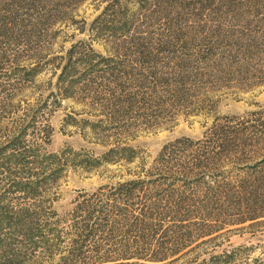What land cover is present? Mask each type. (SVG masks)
I'll use <instances>...</instances> for the list:
<instances>
[{"label":"trees","instance_id":"obj_1","mask_svg":"<svg viewBox=\"0 0 264 264\" xmlns=\"http://www.w3.org/2000/svg\"><path fill=\"white\" fill-rule=\"evenodd\" d=\"M60 1L0 0V71L9 61L8 48L39 47L50 19L62 9ZM162 1L176 5L181 0ZM170 38H161L162 49L157 51L144 37L133 36L131 48L121 52L124 40L107 57L80 44L67 51L58 79L62 96L87 94L91 105L108 111V116L97 122L82 118L81 125L94 135L118 139L102 141L113 146L84 163L79 160L80 165L95 169L102 162L137 163L128 178L92 191L79 189L63 217L51 202L70 160L63 151L45 148L52 134L45 99L28 103L12 118V126L0 135V264H264V255H250V247L201 258L199 243L185 250L193 241L208 237L202 242L210 243L218 237L213 233L234 229L228 226L264 217V158L251 163L243 158L248 146L264 139L263 122L250 129L235 116L214 118L201 138L177 137L149 163L139 149L119 142L133 138L139 122L156 125L169 110L191 104L196 80L191 65L159 63V51L171 47L178 34ZM10 61L13 66L0 75L17 74L27 81L39 72L40 67L22 66L18 52ZM13 99L7 94L0 104V120L16 107ZM143 110L144 116L134 115ZM32 137L40 143H32ZM227 165L242 174L218 180L216 171Z\"/></svg>","mask_w":264,"mask_h":264},{"label":"rangeland","instance_id":"obj_2","mask_svg":"<svg viewBox=\"0 0 264 264\" xmlns=\"http://www.w3.org/2000/svg\"><path fill=\"white\" fill-rule=\"evenodd\" d=\"M162 2L61 0L62 9L50 19L38 48L34 45L28 50L30 47L21 44L12 50L7 49L9 61L0 72H8L13 66L10 59L14 52L23 56L22 66L40 68L33 80H21L17 74H10V77L0 75V104L7 100V94H12V103L17 107L1 118L0 135L12 126V118L27 109L28 103L45 99V116L52 127L51 141L45 148L55 153L63 151L70 160L55 186L51 202L59 217L71 209L79 189L92 191L99 185L128 178L129 170L135 169L137 163L102 162L95 169L80 165L79 160L100 156L113 144H103L102 141L110 139L105 138L107 135H94L81 125L82 118L90 122L107 119L108 111L91 105L92 100L87 94L80 96L78 91L69 97L61 94L63 90L58 83L60 66L67 60V51L72 45H84L87 51L91 48L107 57L124 40L121 52L125 47L131 48L130 36L144 37L143 41L157 51L162 49L159 46L161 38L171 39L170 34H178L171 47L159 51V63L173 65L177 61L191 65L196 79L189 98L191 104L169 110L162 119H159L161 113L153 112L159 116V123L139 122L133 138H119L122 144L128 143L139 149L138 154L147 163L157 156L164 144L177 137L201 138L214 118L235 116L244 120L242 125L250 129H257L264 123V0H181L176 5ZM33 49L38 52L34 57ZM100 82L101 78H97L96 83ZM162 90L160 93H164ZM99 95L107 97L103 92ZM145 112H134V115L144 116ZM115 138L111 136L110 141L118 140ZM31 140L36 145L40 143L38 137ZM245 151L247 155L243 158L250 163L264 158V139L257 140ZM240 174L239 170L227 165L216 171L215 176L221 180ZM206 223L210 227L216 225ZM227 228L234 229L228 233L223 229L213 233L218 237L210 243L202 242L208 237L187 242L190 245L185 250L199 243L200 258L238 246L250 247L252 256L264 255V217Z\"/></svg>","mask_w":264,"mask_h":264}]
</instances>
